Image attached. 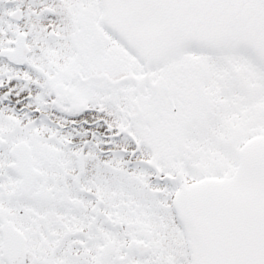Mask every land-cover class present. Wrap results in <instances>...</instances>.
<instances>
[{
	"label": "snow or ice",
	"instance_id": "obj_1",
	"mask_svg": "<svg viewBox=\"0 0 264 264\" xmlns=\"http://www.w3.org/2000/svg\"><path fill=\"white\" fill-rule=\"evenodd\" d=\"M0 264H264V0H0Z\"/></svg>",
	"mask_w": 264,
	"mask_h": 264
}]
</instances>
